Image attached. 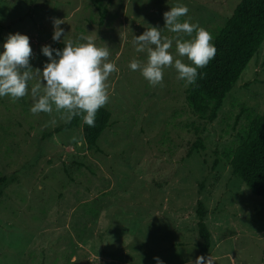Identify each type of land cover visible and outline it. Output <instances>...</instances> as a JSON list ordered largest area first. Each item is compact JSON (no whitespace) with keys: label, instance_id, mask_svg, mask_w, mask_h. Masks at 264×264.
Instances as JSON below:
<instances>
[{"label":"rangeland","instance_id":"rangeland-1","mask_svg":"<svg viewBox=\"0 0 264 264\" xmlns=\"http://www.w3.org/2000/svg\"><path fill=\"white\" fill-rule=\"evenodd\" d=\"M240 0H0V44L8 34L29 37L30 65L43 70L42 46L71 40L109 47L106 62L111 125L86 148L82 123L53 134L66 117L33 114L31 88L19 99L0 97V264H189L199 255L197 203L207 211L214 264H264V199L233 176L228 153L257 115L264 113V44L228 94L213 123L198 119L186 102L189 85L174 67L151 86L130 70L133 38L150 26L163 29V13L186 6L180 22L213 37ZM106 16L101 21V13ZM64 20L53 41V20ZM162 30L173 40L195 36ZM213 41V40H212ZM2 51V49H0ZM202 139L205 151L189 149ZM215 161L218 165L214 168Z\"/></svg>","mask_w":264,"mask_h":264},{"label":"clouds","instance_id":"clouds-1","mask_svg":"<svg viewBox=\"0 0 264 264\" xmlns=\"http://www.w3.org/2000/svg\"><path fill=\"white\" fill-rule=\"evenodd\" d=\"M188 13L186 6L170 8L163 13L165 27L173 33H186L195 36L189 40L176 39V54L191 62L183 63L174 59L169 49L173 40L162 38L159 27H149L143 34L133 38L137 53H147V62L141 63L133 59L129 63L130 70L139 71L151 86L162 83L163 69L174 67L178 79L186 85L196 83L198 69L204 68L215 57L216 47L213 37L204 28L190 24L187 20L180 22V17ZM64 20H53V41H60L64 29L60 27ZM63 49H54L49 45L42 46L41 53L47 58L43 70L33 69L30 65L32 48L29 37L20 33L8 34L0 44V97L12 99L24 97L28 92V82L34 76H41L37 84L31 88L33 104L31 113H50L53 105L62 117L70 122L74 117H82L83 123L94 126L97 111L106 105L109 96L106 81L109 75L117 71L114 63L106 62L109 47H97L90 40L87 43L74 44L71 40H63ZM156 264H164L159 257H154ZM189 264H214V258L198 256Z\"/></svg>","mask_w":264,"mask_h":264},{"label":"trees","instance_id":"trees-1","mask_svg":"<svg viewBox=\"0 0 264 264\" xmlns=\"http://www.w3.org/2000/svg\"><path fill=\"white\" fill-rule=\"evenodd\" d=\"M106 10L101 13V21ZM215 57L204 68L198 69L196 83L189 85L186 102L193 114L201 121L213 123L228 94L234 89L242 73L264 44V0H240L226 24L213 36ZM55 43L52 48L63 49ZM112 113L102 107L97 111L94 126L82 123L83 138L89 152H100L98 142L111 125ZM82 117L56 128L45 137L73 130L80 126ZM205 151L202 139L189 149L187 158L194 152ZM234 177L242 181L251 193L264 199V113L257 115L241 136L238 147L228 153ZM218 165L215 161L214 168ZM8 179H0V190ZM1 192V191H0ZM198 233L202 240L199 255L207 257L211 249V233L206 225L207 211L202 202L197 203Z\"/></svg>","mask_w":264,"mask_h":264}]
</instances>
